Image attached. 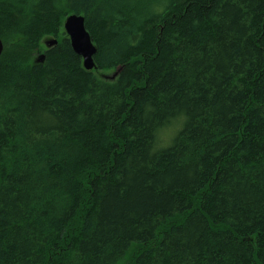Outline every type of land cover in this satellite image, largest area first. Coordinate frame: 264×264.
<instances>
[{"label":"trees","instance_id":"obj_1","mask_svg":"<svg viewBox=\"0 0 264 264\" xmlns=\"http://www.w3.org/2000/svg\"><path fill=\"white\" fill-rule=\"evenodd\" d=\"M0 39V264H264V0H0Z\"/></svg>","mask_w":264,"mask_h":264},{"label":"water","instance_id":"obj_2","mask_svg":"<svg viewBox=\"0 0 264 264\" xmlns=\"http://www.w3.org/2000/svg\"><path fill=\"white\" fill-rule=\"evenodd\" d=\"M63 30L67 38L69 39L72 51L82 59L83 68L86 71L94 69V57L97 53V49L93 46L92 39L85 28L84 17L78 15H70L66 17L63 23ZM56 41H52L47 44L48 47L55 45ZM3 43L0 39V56L3 52ZM39 59H43V55L39 56ZM116 73L111 77L113 79Z\"/></svg>","mask_w":264,"mask_h":264},{"label":"rangeland","instance_id":"obj_3","mask_svg":"<svg viewBox=\"0 0 264 264\" xmlns=\"http://www.w3.org/2000/svg\"><path fill=\"white\" fill-rule=\"evenodd\" d=\"M64 32V31H63ZM52 41H56V39L52 38V37H46L43 38L41 41V50H45L48 48L47 44H50ZM105 75V77H107V79L111 80V77L114 75V73L112 71H107L103 73V76Z\"/></svg>","mask_w":264,"mask_h":264}]
</instances>
